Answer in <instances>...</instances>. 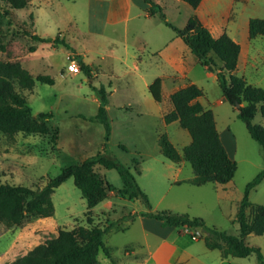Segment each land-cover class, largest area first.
Masks as SVG:
<instances>
[{"label":"rangeland","instance_id":"obj_1","mask_svg":"<svg viewBox=\"0 0 264 264\" xmlns=\"http://www.w3.org/2000/svg\"><path fill=\"white\" fill-rule=\"evenodd\" d=\"M161 1L166 20L183 28L181 10L177 9L182 7L169 0ZM87 2L31 0L25 8L17 10L0 0V60L18 62L34 78L48 75L53 80L52 85L34 81L31 89L13 81L15 90L26 98L33 115L51 112L53 117L46 121L50 130L47 135L16 132L10 139L0 132V183L40 188L62 167L102 150L104 129L99 122L88 118L96 113L99 105L91 86H103L112 129L107 150L134 174L148 196L151 212L187 213L202 218L210 227L236 235L238 225L233 220L245 184L264 169L259 144L248 135L235 107L223 101L213 113L223 143L237 163L232 180L223 185L175 183L193 177L192 168L188 162L173 163L165 158L159 152L157 139L160 133H166L181 152L190 137L177 123H159L157 117L170 101L156 102L146 84L158 75L170 74L164 56L179 38L158 15L146 17L145 10L137 3L129 4L127 14L123 15L126 19L108 23L102 35H89ZM25 30L49 39L58 36L66 45L33 41L24 35ZM72 51L88 66L90 77L81 71L67 72L66 65L74 58ZM135 58L137 67L133 66ZM208 87L212 89L210 95L201 100L209 106L221 98V90L217 82ZM253 122L262 123L259 113ZM156 128L159 134H155ZM55 129L59 135L54 141ZM228 134L233 136L232 141ZM95 173L118 188L122 185L114 169L96 167ZM109 194L86 214V201L73 179L66 180L51 195L52 216H26L20 225L9 228L0 223V264H10L25 255L35 245L54 236L59 228L88 226V219L101 227L106 221L116 222V228L103 237L112 261L136 264L147 255L143 248L144 235L149 243L154 240L153 235L142 229L138 219L147 208L139 199L130 201L116 193ZM249 199L264 205V179L250 192ZM132 212L137 213L133 219L123 220V216ZM185 239L193 244L192 249L204 264H258L254 254L222 260L218 250L204 246L202 238L192 241L187 234ZM247 242L260 243L264 258V234L248 235ZM127 248L131 250L129 254ZM97 259L99 264L108 263L101 251Z\"/></svg>","mask_w":264,"mask_h":264},{"label":"trees","instance_id":"obj_2","mask_svg":"<svg viewBox=\"0 0 264 264\" xmlns=\"http://www.w3.org/2000/svg\"><path fill=\"white\" fill-rule=\"evenodd\" d=\"M11 9H23L31 0H2ZM191 8H196L201 0H180ZM148 5V15H158L160 20L176 33L196 56L201 65L208 71L217 69L216 79L224 101L235 107L237 117L244 123L248 135L256 141L264 159V89L248 84L244 78L236 75V63L239 46L226 34L215 38L203 27L198 19L191 15L183 28H178L166 20L165 13L155 0H143ZM250 34L264 36V19L252 18L248 22ZM33 41L63 44L58 36L53 39L44 38L27 30L23 31ZM74 54L79 70L90 77L88 66L81 56ZM23 88L31 89L34 81L53 84L48 75L35 78L18 62L0 60V132L12 139L16 132L47 135L49 128L46 121L53 117L51 112H40L33 115L27 105L26 98L15 90L13 81ZM99 99L96 113L89 117L90 121L99 122L104 129V145L102 150L86 157L77 163H71L60 169L59 173L50 178L42 187L31 189L21 185L0 183V223L6 228L18 226L26 216L46 218L53 215L54 207L51 195L66 180L72 178L75 187L86 201L89 214L91 208L106 199L109 193H116L126 200H141L147 211L140 215L161 222L162 226L187 227L199 233L206 248L216 249L222 258L247 257L254 254L258 264H264L260 246L250 244L246 237L250 234L260 236L264 233V205L253 203L249 199L250 192L264 179V169L260 170L245 184L233 222L238 225L236 235L224 230L208 226L200 217H192L187 213H176L170 210L151 212L150 202L146 193L138 185L134 174L122 164L117 157L107 150L106 143L111 134V124L107 113V94L103 86H91ZM152 98L160 102L161 79H154L148 86ZM202 91L194 84L187 85L170 94L172 108L164 113L163 122L170 124L177 121L185 130L190 141L179 152L169 140L166 133L158 136L159 152L173 163L188 162L193 177L181 180L194 186L206 183L226 184L232 180L237 163L230 158L216 128L211 110L204 109L198 102ZM259 113L262 123H254ZM58 130L54 131V141L58 139ZM96 167L114 169L122 182L116 187L104 177L95 173ZM137 213L123 216V220L133 219ZM116 222L106 221L101 227L88 219V226L75 229L59 228L54 236L35 245L25 255L13 260L10 264H99L97 256L101 251L109 256L104 234L113 229Z\"/></svg>","mask_w":264,"mask_h":264},{"label":"crops","instance_id":"obj_3","mask_svg":"<svg viewBox=\"0 0 264 264\" xmlns=\"http://www.w3.org/2000/svg\"><path fill=\"white\" fill-rule=\"evenodd\" d=\"M155 1L158 4L162 2L161 0ZM169 1L172 2L173 5L182 7L177 9L181 10L180 15L183 17L181 24L183 27L187 19L191 15H194L213 37L217 38L222 34H226L232 41L238 44L239 53L235 69L236 75L244 78L248 84L264 89V36L260 34H250L248 27L250 19H264V0H201L196 8H191L180 0ZM130 3L139 4L141 9L143 11L145 10L144 12H146L148 7L143 0H88L87 29L89 35H102L108 23H116L126 19L127 17L124 18L123 15L127 14ZM122 10L124 11L121 15L120 13ZM144 15L146 17H154V15H148L147 12ZM186 49L189 50L181 38L176 40V46L168 48L164 58L171 72L170 74H161L154 78L161 79L162 99L159 103H161L163 99H169L170 94L176 90L194 84L202 91V95L197 99L198 102H200L204 109H209L213 113L215 111L214 109L224 101L222 94L220 99H216V101L209 106L204 104L201 98L210 95L212 89L208 87V85L217 82L216 74L208 71L205 66L201 65L196 56H194L190 50L188 52ZM133 66L137 67L136 58ZM151 82L149 84L147 83L146 86L148 87ZM171 108L172 106L170 104L158 115L157 120L160 124H165L163 122V115ZM214 119L219 136L223 142L221 131L217 126L216 117H214ZM172 123L178 124L177 121ZM155 134H159L158 128L155 129ZM228 137L230 141L233 140V136L230 134H228ZM230 158L234 160L233 157ZM177 182L178 181L175 183ZM138 219L142 229L147 234L153 235L154 240L152 243H149L146 235H144L145 241L143 243V248L147 250V255L137 260L136 264H204L192 249L193 244H189L185 239L188 234L192 241H197L201 238L197 231L187 227L162 226L161 222L144 216H140ZM115 228L116 226H114L112 230ZM193 233L196 234L194 239L192 238V236H194ZM253 244H259L258 246H260V243ZM126 252L129 254V252H131L130 248H127ZM109 253L110 255L106 256L108 263L103 262L102 264H115L114 261H112L110 249ZM227 258H222V260Z\"/></svg>","mask_w":264,"mask_h":264},{"label":"built area","instance_id":"obj_4","mask_svg":"<svg viewBox=\"0 0 264 264\" xmlns=\"http://www.w3.org/2000/svg\"><path fill=\"white\" fill-rule=\"evenodd\" d=\"M66 70L67 72L72 74L78 73L80 71L76 59L73 58L72 60H70V63L66 65ZM193 235L194 236H192V238L194 239L196 234L193 233Z\"/></svg>","mask_w":264,"mask_h":264},{"label":"water","instance_id":"obj_5","mask_svg":"<svg viewBox=\"0 0 264 264\" xmlns=\"http://www.w3.org/2000/svg\"><path fill=\"white\" fill-rule=\"evenodd\" d=\"M213 72H214V74H216V73H217V69H216V68H214V67H213ZM238 106H239V104H238V103H236V104H235V107H238Z\"/></svg>","mask_w":264,"mask_h":264}]
</instances>
